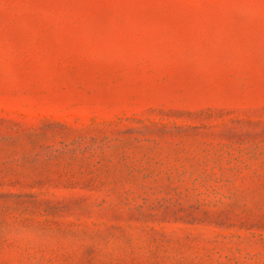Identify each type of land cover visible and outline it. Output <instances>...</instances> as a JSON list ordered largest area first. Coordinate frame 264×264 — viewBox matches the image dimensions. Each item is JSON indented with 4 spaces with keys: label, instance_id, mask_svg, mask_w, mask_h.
<instances>
[{
    "label": "rangeland",
    "instance_id": "rangeland-1",
    "mask_svg": "<svg viewBox=\"0 0 264 264\" xmlns=\"http://www.w3.org/2000/svg\"><path fill=\"white\" fill-rule=\"evenodd\" d=\"M0 264H264V0H0Z\"/></svg>",
    "mask_w": 264,
    "mask_h": 264
}]
</instances>
